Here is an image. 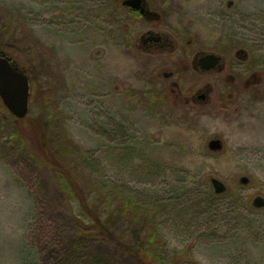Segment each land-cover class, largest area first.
Returning <instances> with one entry per match:
<instances>
[{
	"label": "rangeland",
	"instance_id": "obj_1",
	"mask_svg": "<svg viewBox=\"0 0 264 264\" xmlns=\"http://www.w3.org/2000/svg\"><path fill=\"white\" fill-rule=\"evenodd\" d=\"M121 1L0 0V47L30 83L24 118L0 99V264H133L143 226L168 264H264V0H149L170 13L172 53L140 46V19L118 29L134 20ZM205 53L223 68H195ZM91 171L157 201L117 220L123 249L64 196L73 176L96 192Z\"/></svg>",
	"mask_w": 264,
	"mask_h": 264
},
{
	"label": "trees",
	"instance_id": "obj_2",
	"mask_svg": "<svg viewBox=\"0 0 264 264\" xmlns=\"http://www.w3.org/2000/svg\"><path fill=\"white\" fill-rule=\"evenodd\" d=\"M0 52L6 53L2 47H0ZM73 167L78 173L84 170L88 171L91 170V162L87 159V162H79V164H75ZM89 173L92 175L91 184L97 187L96 192L93 191L94 189L89 188L85 193L80 192V184L75 179V176H73L74 180L66 182L69 188L66 191L63 190L64 196L74 200L75 204L71 207V210L73 216L79 219L78 222L91 225V228L80 226L81 230H86L87 232L93 231L97 237L104 239L111 246L123 249L125 246L115 231L117 220H124L131 218L132 215L135 216L141 212L144 213L143 208L145 207L155 210L157 201L154 200L152 203H146L137 194L124 192L120 186L114 184L111 178L105 177L101 180L98 177V180H95L96 176L93 175V172L91 171ZM123 194H125V198H121L120 200V195ZM148 232L147 227L143 226L141 234L143 235V239L141 241L144 243L141 242L142 246L141 249L138 248L139 251L132 252L129 249L124 250L133 257V264H168L161 254L160 246H154V243H159L157 241L155 242L158 238L157 234L154 232H149L148 234ZM75 252V250H68L67 253L59 257L56 264H82L79 254H77L78 252ZM84 264L102 263L93 261ZM176 264H178L177 261Z\"/></svg>",
	"mask_w": 264,
	"mask_h": 264
},
{
	"label": "water",
	"instance_id": "obj_3",
	"mask_svg": "<svg viewBox=\"0 0 264 264\" xmlns=\"http://www.w3.org/2000/svg\"><path fill=\"white\" fill-rule=\"evenodd\" d=\"M142 0H123L122 4L132 8L144 10L140 8ZM220 63V56L215 54L201 55L197 60V65L202 71L214 69ZM30 84L26 74L18 70L5 53H0V99L7 110L17 119L24 118L29 109ZM208 147L212 150L221 149L222 145L219 140H211ZM245 183L246 179L243 178ZM210 183L215 194H222L225 186L217 179L212 178ZM254 207H263L264 199L260 196L253 200Z\"/></svg>",
	"mask_w": 264,
	"mask_h": 264
},
{
	"label": "flooded vegetation",
	"instance_id": "obj_4",
	"mask_svg": "<svg viewBox=\"0 0 264 264\" xmlns=\"http://www.w3.org/2000/svg\"><path fill=\"white\" fill-rule=\"evenodd\" d=\"M123 1V0H122ZM121 1V7L123 10H126V12L130 13L133 15L134 20H125L123 18H119L118 20H116L117 23V27L118 29H125L126 28H130V30L134 29L135 27H137V24L139 22H137V19L141 20V24L145 25L147 27V30L144 34H142L140 36V46H144V48L146 50H150L153 52H160V51H164V50H168L170 51V53H172L174 51V49L176 48L177 44H172V33L169 32V30L172 28V26H170V23L167 22L166 18L167 16L170 14L168 11H165L164 9L161 8V10H158L157 8H159V6L154 5L152 2H150L149 0H142L140 8H142L144 10V13L140 12V9L136 10V9H132L129 8L125 5L122 4ZM132 42L133 39L130 38ZM2 53V52H0ZM6 54V53H5ZM205 54H214V53H205ZM8 57H10L8 54H6ZM204 54H197L194 57V66L195 68L199 69L197 65V60L198 58ZM217 55V54H215ZM220 56V55H218ZM10 60L12 62V64L18 69L20 70L12 61V58L10 57ZM222 57L220 56V63L218 66H216L214 69L211 70H215V69H222ZM210 70V71H211ZM22 71V70H20ZM202 71V70H200ZM23 72V71H22ZM200 98H203V95L199 96Z\"/></svg>",
	"mask_w": 264,
	"mask_h": 264
}]
</instances>
